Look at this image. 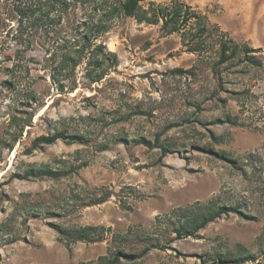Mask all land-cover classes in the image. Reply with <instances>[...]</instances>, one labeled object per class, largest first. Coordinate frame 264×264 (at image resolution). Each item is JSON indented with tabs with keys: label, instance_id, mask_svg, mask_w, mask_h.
I'll return each mask as SVG.
<instances>
[{
	"label": "rangeland",
	"instance_id": "1",
	"mask_svg": "<svg viewBox=\"0 0 264 264\" xmlns=\"http://www.w3.org/2000/svg\"><path fill=\"white\" fill-rule=\"evenodd\" d=\"M185 1L264 62V0ZM79 16L68 15L63 35ZM101 40L118 64L100 81L84 76V58L54 80L51 41L36 37L17 52L22 46L0 29V264L95 260L109 254L110 232L70 241L64 227L150 229L155 215L208 199L234 210L143 254L131 242L120 263L264 264V65L193 68L197 56L178 34L131 18ZM64 127L87 140L33 144ZM44 165L65 174L22 178ZM237 244L253 256L217 258Z\"/></svg>",
	"mask_w": 264,
	"mask_h": 264
},
{
	"label": "trees",
	"instance_id": "2",
	"mask_svg": "<svg viewBox=\"0 0 264 264\" xmlns=\"http://www.w3.org/2000/svg\"><path fill=\"white\" fill-rule=\"evenodd\" d=\"M77 10L80 16L75 20L73 33L63 35V22L71 12ZM126 18L137 23L157 25L163 35L178 34L185 50L197 56L193 68L207 61L212 71L219 74L226 65L242 63L256 68L264 65L255 54L257 48L235 40L218 23L211 22L207 14L185 0H0V29L22 46L17 52L31 49L36 37L51 41L53 55L58 56V61L51 65L54 80L59 74L64 76L63 70L75 68L84 58V76L90 82L100 81L118 64L117 54L106 48L101 36ZM227 120L232 124L237 123L229 116ZM65 128L40 135L33 144L38 146L57 140L67 143L87 140L83 134L68 133ZM64 174L65 171L44 165L30 167L22 178H56ZM103 200L105 197L101 196L85 205ZM233 210L234 207L218 204L214 199L195 200L155 215L150 229L130 226L125 232L115 233L110 231V227L72 225L64 227L63 233L70 241H96L104 231L110 232L109 254L78 264H121L120 257L130 258L132 255L125 249L131 242L141 244L143 248L140 254H143L152 248L165 247L173 239L195 236L208 223ZM217 255L221 260L234 261L247 260L253 256L242 244H237L233 253Z\"/></svg>",
	"mask_w": 264,
	"mask_h": 264
}]
</instances>
